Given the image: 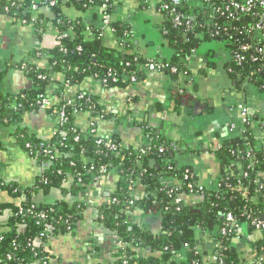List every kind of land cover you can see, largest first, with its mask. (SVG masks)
Instances as JSON below:
<instances>
[{
  "label": "trees",
  "instance_id": "obj_1",
  "mask_svg": "<svg viewBox=\"0 0 264 264\" xmlns=\"http://www.w3.org/2000/svg\"><path fill=\"white\" fill-rule=\"evenodd\" d=\"M50 1L54 2V6L49 5ZM31 2L0 0V14L8 16L14 22L27 21V25L36 33L51 27L58 37V47L50 52L33 49L26 59L11 65V68L19 70L31 81L32 88L23 96L0 94V125L12 127L20 148L38 164L46 162L47 169L28 188L5 183L0 172V195L7 194L11 201L25 198L18 205L5 204L0 199V215L6 210L10 212L7 220L0 223V264H50V249L45 246L47 241L73 234L77 223L85 219L89 207L80 196L88 186L101 178L99 169L102 166L106 169L105 174L115 176L116 179L115 189L106 192V202L99 207L97 223L123 245L115 247L116 254L111 264H208L203 262L207 254L200 250L196 239L198 233L225 249L220 252V257L226 263L242 264L250 250L259 252L262 248L264 253V238L249 247L245 243L230 245L221 234L225 227V217L231 212L239 214L237 211L246 207L256 217L264 215V195L261 191L254 192L259 185H264V149L256 147L253 132L257 115L249 113L248 123L244 126L240 123L239 136L223 142L215 151L220 173L212 187L201 185L190 167L174 165L169 158L171 143L162 140L146 123H138L144 138L149 140L148 145L144 146L145 155L130 147L118 152H108L96 145L98 138L103 136L98 130L99 121L92 120L101 113L102 120H108L110 115L93 95L85 91L76 94L74 104L80 110L77 115H90L91 121L95 123L94 128L89 125L91 121L85 129L77 126L76 115L66 106L68 121L62 127L56 125L50 138L43 140L29 134L23 127L27 113L45 112L56 122V112L65 105L66 92L71 87L93 77L105 88H124L129 84H136L144 77L143 66L147 63L138 54H133L132 45L128 42V26L115 19L113 8L116 0H68V3L66 0H36V10L31 9ZM105 2L109 5L108 12L112 16L110 27L114 30L113 38L119 44L117 48L105 46L102 37L98 36L101 27L99 10ZM65 5H71L79 11H90L97 18L98 25L88 28L92 35L90 39L85 36L88 30L83 21L70 20L62 14L61 7ZM40 9H48L53 17L46 19L40 14ZM206 18L203 11H199L195 15V22L201 24L210 21ZM161 32L174 50L168 65L179 72L176 75L168 71L163 74L172 82L177 84L180 77L186 78L190 74L188 64L195 50H200L207 42L213 41L216 44L215 41H219L222 48L229 52V67L233 71L230 76L241 87L240 78L247 75V72L232 66L230 52L234 46L222 32L214 39L209 36L207 27L200 29L195 25L194 30L184 33L173 29L167 17H164ZM32 59L44 60L46 64L37 65ZM1 76L2 73L0 78ZM131 76L136 78L135 83H130ZM263 80L264 72H260L252 78L247 88L264 92L261 88ZM50 85H54L53 95L58 98L57 102L48 97L47 88ZM80 94L83 99H77ZM42 98L52 104L48 111H40L37 106ZM177 98L180 104H188L190 107L196 102L186 92L178 94ZM61 132L66 135L62 137ZM75 137L78 138L77 141L74 140ZM105 138L107 137H103ZM109 138L119 144L115 135ZM26 145L29 146L28 149L25 148ZM43 151L48 153L44 155ZM56 153L59 155L55 156ZM152 162L154 166H151ZM1 165L0 161V169ZM186 170L192 173L188 179H184ZM67 179L71 180L69 188L63 187ZM177 181L180 184L176 186ZM254 181H258L257 185L253 184ZM188 184L201 185L203 188L202 193L198 197H192L191 202L183 199V196H189ZM164 185H168V188H164ZM136 188H140L143 195L138 200L133 195ZM51 189H58L63 197L70 196L75 201L68 203L61 200L49 205H37L33 202L35 194L46 193ZM170 189L177 190L181 199L178 211L167 195ZM244 189L249 191L252 198L248 203L242 197ZM131 201L134 205L129 204ZM138 209L159 214L161 231L158 234L139 230L132 218L127 217V212L135 213ZM37 240L41 245L34 246L33 243ZM133 248L154 255L140 258ZM179 255L184 256L182 261L176 260Z\"/></svg>",
  "mask_w": 264,
  "mask_h": 264
},
{
  "label": "crops",
  "instance_id": "obj_2",
  "mask_svg": "<svg viewBox=\"0 0 264 264\" xmlns=\"http://www.w3.org/2000/svg\"><path fill=\"white\" fill-rule=\"evenodd\" d=\"M31 1L32 4L36 2V0ZM159 3L160 0H116L113 12L115 19L129 28L128 42L132 45L133 54H138L146 61L168 64L173 57L174 50L167 44L161 32L164 15L158 10ZM61 11L68 19H70L69 12L76 13L75 18L70 20L83 21L88 30L85 36L88 39L92 37L88 28L98 25L93 13L79 11L71 5L62 6ZM40 14L46 19L53 17L48 9H40ZM157 34L161 38L159 43L153 41L158 40ZM102 42L109 48H117L119 45L113 38V34L108 32L102 37ZM215 42L216 47L212 52H208L209 49L205 46L198 51L195 50L188 64L190 74L186 78L181 75L177 84L163 74L149 73L146 70L140 81L124 88H105L95 78L90 77L71 87L66 92V99H74L79 91L93 95L99 105H102L110 115L108 120L97 121L100 135L103 137L115 135L123 148L130 147L137 150L139 147L148 145L149 140L144 138L138 123L148 124L157 136L171 143L172 151L169 158L174 165L190 167L201 185L212 187L220 173L215 151L223 142L239 136L241 131L240 107L247 106L250 114L257 115L253 123L256 147L264 149V95L251 88L244 89L242 84H240L241 87L236 84L229 72V52L222 48L219 41ZM57 47L58 37L51 27H47L44 32L36 33L30 26H23L19 22L12 21L8 16L0 14V73H2L0 94L17 97L30 91L31 81L19 70L11 68V65L26 59L33 49L50 52ZM32 62L40 66L46 64L44 60L32 59ZM57 79L59 80L60 77ZM53 90L54 85L48 86V97L51 101L57 102L58 98L53 95ZM182 92H186L195 99L196 102L191 107L188 104H180L177 95H181ZM213 112L216 113L205 120L201 128H192L187 131L190 139L184 137L186 136L184 133L187 132L179 130L183 126V121L191 119L190 117L194 114L198 115L197 118H201L204 114ZM90 121L91 117L87 113L75 116V124L81 129H85ZM23 127L29 134L44 140L51 137L56 122L45 112L27 113ZM13 130L10 126L0 125V146L20 148ZM181 132H183L182 135ZM8 155L11 157L10 152ZM183 155L190 157L189 160ZM28 156L31 157L29 154ZM0 161L2 164L1 178L5 183H14L21 188H28L41 174L38 163L33 159V167L37 171L30 181L19 178L8 179L3 175L7 170L8 161L3 155L0 156ZM151 166L154 164L151 163ZM115 179V176L111 175L100 178L88 186L80 196L89 207L85 219L77 223L73 234L50 238L47 241L46 246L50 249L51 255L50 264L113 263L117 246L115 237L97 223V217L99 207L106 202L104 197L106 192L115 189ZM63 185L69 188L71 180L67 179ZM140 190L136 188L134 191L138 199L143 196ZM189 197L183 196V199L191 202L192 197ZM0 199L5 204L18 205L20 202L19 200L11 201L7 194H1ZM61 200L68 203L75 201L73 197H63L58 189H51L46 193L38 192L33 196V202L37 205H49ZM9 214V210L4 211L0 215V223L5 222ZM132 222L139 230L153 235L161 231L159 214L138 209L132 214ZM196 239L200 250L202 249L207 254L203 259L206 263L213 252L214 244L200 233L196 235ZM133 250L140 258L154 255L134 248ZM183 259V255L176 258L177 261Z\"/></svg>",
  "mask_w": 264,
  "mask_h": 264
},
{
  "label": "built area",
  "instance_id": "obj_3",
  "mask_svg": "<svg viewBox=\"0 0 264 264\" xmlns=\"http://www.w3.org/2000/svg\"><path fill=\"white\" fill-rule=\"evenodd\" d=\"M49 5L54 6V2L50 1ZM31 9L36 10V5L32 4ZM158 10L164 17H167L170 26L178 31L184 33L190 32L194 30L195 25L200 29L207 27L209 36L214 39L215 37H219L220 32H222L227 38V41L234 46V49L230 52L232 66L234 68H240L241 70L244 69L245 73L247 72V75L240 78L244 89L249 87V83L256 74L264 72V0H160ZM108 11L109 5L105 2L99 10L101 27L98 36L100 38L103 37L106 32L111 34L114 32L110 27L112 16ZM199 11H203L210 21L196 24L195 15ZM19 23L23 26L27 25V21L21 20ZM127 66L129 65L127 64ZM143 68L149 73L164 74L167 71L172 75L179 73L178 69L170 67L167 63L152 60H148ZM229 72L233 73L231 67H229ZM129 81L130 83H135L136 78L131 76ZM103 84H105V81H103ZM261 88L264 89V80ZM77 99H83V96L80 94L77 96ZM37 106L40 111H48L52 107V104L48 100L42 98L37 102ZM66 106L71 108L72 114L74 113V115H77L80 113V110H78L77 106L74 104V99L67 100L65 105L56 112V125L58 127L64 126L68 121V114L65 110ZM239 110L240 121L244 126L248 123L249 110L243 106L240 107ZM102 119L103 116L101 113L99 117H96V119L92 121H102ZM92 121L89 125L94 128L95 123ZM74 132L75 130L73 133ZM92 132H95V130L92 129ZM60 135L64 137L66 133L61 132ZM74 140L77 141L78 138L75 137ZM96 145L102 146L105 151L108 152H118L123 149L122 145L113 142L109 137L105 139H103V137L98 138ZM40 146H43V144ZM25 148L28 149L29 146L26 145ZM138 151L141 155H145L146 153L144 146L139 147ZM46 153L48 152L43 151L44 155ZM58 155V153L55 154V156ZM38 167L42 173V171L47 169V163L38 164ZM105 171L106 169L103 166L99 169L101 178L109 176L105 174ZM189 175H192L191 171L186 170L184 179H188ZM244 177L246 178L247 175L245 174ZM257 183L258 181L253 182L254 185H257ZM179 184L178 181L175 183L176 186ZM164 188H168V185H164ZM202 191L203 188L201 185H187V192L190 197H198ZM260 191L264 195V185H259L257 191L254 192L257 193ZM133 195L135 200H138V196H135V193H133ZM167 195L171 198V202L177 207L176 210L178 211L181 205V199L177 194V190L170 189L167 191ZM242 197L245 203L252 200L247 189L242 191ZM19 201V203L24 202L25 198L21 197ZM129 204L134 205V202L131 201ZM237 212L239 214L231 212L226 215L225 227L222 229L221 234L228 240L230 245L245 243L249 247H252L264 238V215L260 218L256 217L253 211L246 207L239 209ZM132 214L133 213L130 212L126 213L128 218H132ZM116 243L118 248L123 246L117 240ZM33 245L38 246L41 245V243L37 240L34 241ZM223 250L225 249L221 245L215 244L214 250L208 257L206 263L231 264L226 263L223 258L220 257V252ZM262 250V248L259 249V252L250 250L249 254L245 256V260L242 264H264V253Z\"/></svg>",
  "mask_w": 264,
  "mask_h": 264
},
{
  "label": "clouds",
  "instance_id": "obj_4",
  "mask_svg": "<svg viewBox=\"0 0 264 264\" xmlns=\"http://www.w3.org/2000/svg\"><path fill=\"white\" fill-rule=\"evenodd\" d=\"M74 12H69V18L74 19ZM9 152L11 157H9ZM0 155H3L5 160L8 161L7 170L3 175L7 176L8 179H16L30 181L32 175L37 171L33 167V159L28 156V154L20 148H8L0 146Z\"/></svg>",
  "mask_w": 264,
  "mask_h": 264
},
{
  "label": "rangeland",
  "instance_id": "obj_5",
  "mask_svg": "<svg viewBox=\"0 0 264 264\" xmlns=\"http://www.w3.org/2000/svg\"><path fill=\"white\" fill-rule=\"evenodd\" d=\"M156 36H157V39L158 40H153V41H156V43H159V41L161 39L160 38V35L157 34ZM204 46L206 48H208L209 50L214 51L213 49L216 47V44L213 41H210V42H207ZM262 94L264 95V92H262ZM215 113L216 112H213V113H210V114H204L201 118H199V117L197 118L198 115L194 114L193 116L190 117L191 119H188V120H184L183 121V126L180 127L179 130L187 132L189 129L191 130L192 128H195V129L201 128V126L203 124H205V120H207L208 118L212 117L211 115L212 114H215ZM192 118H193V120H192ZM182 134H183V132H181V135ZM184 134L186 135L184 137H188V135H189L188 132L187 133H184ZM187 139H190V138L188 137ZM183 157L186 158L187 160H189V158H190V157H186L185 155H183ZM191 160H195V159L194 158L193 159L191 158ZM184 162L187 163L186 161H184Z\"/></svg>",
  "mask_w": 264,
  "mask_h": 264
},
{
  "label": "water",
  "instance_id": "obj_6",
  "mask_svg": "<svg viewBox=\"0 0 264 264\" xmlns=\"http://www.w3.org/2000/svg\"><path fill=\"white\" fill-rule=\"evenodd\" d=\"M154 163L152 162V165H153Z\"/></svg>",
  "mask_w": 264,
  "mask_h": 264
}]
</instances>
